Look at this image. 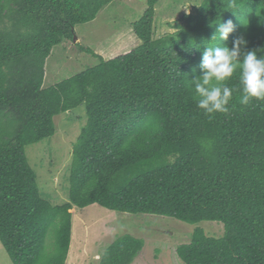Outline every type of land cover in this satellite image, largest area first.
I'll return each instance as SVG.
<instances>
[{
    "label": "trees",
    "instance_id": "16d2710c",
    "mask_svg": "<svg viewBox=\"0 0 264 264\" xmlns=\"http://www.w3.org/2000/svg\"><path fill=\"white\" fill-rule=\"evenodd\" d=\"M113 0H0V242L13 264H64L72 208L91 204L196 224L221 222L219 237L195 227L175 247L183 264H264V100L239 103V70L229 112L209 118L193 79L207 46L232 45L264 57V0H201L154 37L155 6L132 23L139 45L45 86L53 47L75 37ZM234 5V6H233ZM231 20L227 41L213 23ZM212 26H209V25ZM83 105L73 144L68 199L42 194L25 148L55 133L54 117ZM210 142V143H209ZM144 240L123 234L98 264H131Z\"/></svg>",
    "mask_w": 264,
    "mask_h": 264
},
{
    "label": "rangeland",
    "instance_id": "374dc122",
    "mask_svg": "<svg viewBox=\"0 0 264 264\" xmlns=\"http://www.w3.org/2000/svg\"><path fill=\"white\" fill-rule=\"evenodd\" d=\"M163 2L159 0L158 9L167 8L169 12L156 16L154 37L172 31L168 23L179 16L177 10L181 5H163ZM145 6L146 0H113L94 20L75 25V39L55 45L46 59L44 85H53L99 62L93 55L81 52L77 43L90 47L105 59L139 45L132 23L141 17ZM85 121L83 105L59 114L54 117V135L25 148L41 194L54 205L68 199L73 144ZM70 212L71 240L64 264H98L101 253L123 234L144 240L142 250L131 264H183L175 247L187 242L195 227L203 228L207 235L214 237L221 236L224 231L223 224L217 221L190 224L168 216L109 210L96 203L82 209L72 208ZM0 264H13L1 242Z\"/></svg>",
    "mask_w": 264,
    "mask_h": 264
},
{
    "label": "clouds",
    "instance_id": "9594fccd",
    "mask_svg": "<svg viewBox=\"0 0 264 264\" xmlns=\"http://www.w3.org/2000/svg\"><path fill=\"white\" fill-rule=\"evenodd\" d=\"M213 23L216 31L212 39L227 41L229 34L234 31L232 21ZM246 44L247 41L240 35L233 38L231 47L226 43L223 46H207L202 52L199 65L201 75L192 81L198 97L197 107L209 118L215 113L229 112L228 105L235 89L224 82L237 70L240 73L239 103L248 105L253 98L264 100V57L258 58L255 50L242 51Z\"/></svg>",
    "mask_w": 264,
    "mask_h": 264
},
{
    "label": "crops",
    "instance_id": "0c3cea01",
    "mask_svg": "<svg viewBox=\"0 0 264 264\" xmlns=\"http://www.w3.org/2000/svg\"><path fill=\"white\" fill-rule=\"evenodd\" d=\"M164 2H163V5H181L180 6V8H179V10H177V12H179V16L176 18V19H178L182 14H184V13H189V12H191L192 11V9H193V7L195 6V5H198L199 3H200V1L201 0H197L196 2L195 1H190V2H186V1H184V0H163ZM158 2H159V0L157 1V3H156V6H155V17L154 18H156V16L157 15H161V14H167L169 11H166V9L167 8H165V9H163V8H160V9H158V7H157V4H158ZM185 5H189V7L187 8V7H185ZM146 7L147 6H145L144 8H143V11L146 9ZM181 8H183L184 10L183 11H181L182 9ZM185 9H187L186 11H185ZM176 12V10H174V13ZM176 12V13H177ZM175 19V20H176ZM155 20L156 19H154V23H153V25L155 24ZM129 24V26L131 27V24L130 23H128ZM172 31H173V29H172ZM168 32H171V31H168ZM167 33V32H166ZM165 34V33H164ZM163 35V34H162ZM159 36H161V35H158V36H156V37H159ZM112 49V48H111Z\"/></svg>",
    "mask_w": 264,
    "mask_h": 264
},
{
    "label": "water",
    "instance_id": "95a60500",
    "mask_svg": "<svg viewBox=\"0 0 264 264\" xmlns=\"http://www.w3.org/2000/svg\"><path fill=\"white\" fill-rule=\"evenodd\" d=\"M73 39H75V37Z\"/></svg>",
    "mask_w": 264,
    "mask_h": 264
}]
</instances>
